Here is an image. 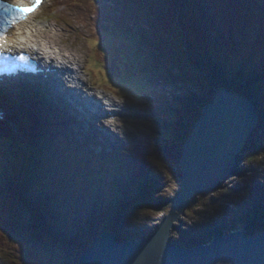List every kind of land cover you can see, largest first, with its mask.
<instances>
[{
  "label": "trees",
  "instance_id": "1",
  "mask_svg": "<svg viewBox=\"0 0 264 264\" xmlns=\"http://www.w3.org/2000/svg\"><path fill=\"white\" fill-rule=\"evenodd\" d=\"M207 2L211 16L220 19V28L227 35L215 32L219 42L203 36L193 0H52L45 15L60 20L62 15L74 13L89 20L93 33L102 37H94L95 45H88L89 50L96 62L106 65L109 75L122 78L126 90L131 86L151 89L149 82L167 83L172 70L178 69L174 76L185 82H200L206 88L224 84L252 98L258 92L264 94V87L260 88L264 83V2ZM149 9L153 14L147 13ZM173 34H179V44ZM119 45L121 50H117ZM215 62L217 71H210ZM253 85L257 91L252 90ZM206 96L205 101H209L211 93ZM162 97L158 105H154L156 99L150 101L152 110L143 133L146 141L138 151L124 159L109 158L105 163L108 169L88 161V168L74 175L73 167L57 156L59 149L48 144L49 123L36 122L19 110L25 131L17 134L0 121V233L25 242L22 252L14 256L15 264H77L79 253L103 228L116 231L118 239L139 236L146 230L149 218L134 212V198L144 185L148 192L156 188L162 192L157 180L160 171L180 173L182 143L202 108L201 102L189 96L174 95L170 101ZM151 176L154 180L150 181ZM84 185L92 187V199L102 197V193L107 197L91 212H87ZM245 189L250 201L234 210L232 220L248 223L249 232H253L261 209L258 196L264 190L255 181ZM230 192L217 188L215 193L199 194L200 202L194 199L195 204L192 202L186 211L201 215L206 207L216 208L226 202ZM151 199H144L151 209L160 202V208L154 206L152 212L170 207L165 197ZM93 214L104 215L105 220L91 217ZM216 226L209 223L208 231L216 232ZM29 245L48 251L38 254ZM53 247L72 248L76 253L56 258L51 253Z\"/></svg>",
  "mask_w": 264,
  "mask_h": 264
},
{
  "label": "water",
  "instance_id": "2",
  "mask_svg": "<svg viewBox=\"0 0 264 264\" xmlns=\"http://www.w3.org/2000/svg\"><path fill=\"white\" fill-rule=\"evenodd\" d=\"M258 123L251 99L225 87L217 89L182 144L180 190L160 225L145 238L128 241H118L115 232L102 230L81 251L77 264H264V231L247 235L243 227L188 247L169 242L187 200L195 193L217 191Z\"/></svg>",
  "mask_w": 264,
  "mask_h": 264
},
{
  "label": "rangeland",
  "instance_id": "3",
  "mask_svg": "<svg viewBox=\"0 0 264 264\" xmlns=\"http://www.w3.org/2000/svg\"><path fill=\"white\" fill-rule=\"evenodd\" d=\"M52 0H46V2L42 5L41 9L36 13L35 17L33 16V19L30 20L29 22L31 23V25L33 24V26L38 27V30L44 32V35L48 33L53 34L54 37L59 41L60 38L63 41L64 38H67V35L69 36L68 38V42L66 45L60 44L61 46L57 45V46H52L51 48L58 50V56H63V58L61 57L60 60L63 61V59H65V57L67 56H71L72 52H77L79 57L84 60L85 62L83 63L82 66L87 67V63H88V52L90 51L91 53V60H96L94 59V54H92L91 50H88L87 46L89 44L90 48H93L95 44H93L94 42L91 40L90 34H93L92 31V27H91V23L89 20L84 21V18L78 17L76 14L74 13H70V14H64L60 17V22L55 21L53 19H51L49 22H43L41 20V18H44V15L41 14L42 9H44L46 7V5L50 4ZM149 14H153V10L149 9V11L147 12ZM71 26V27H69ZM70 32H73V34H68ZM58 34H60L61 36H59ZM179 34H173V39L174 41L176 40L178 42V44L180 43V41L178 40ZM32 41H36L35 39H32ZM27 43H29V40H26ZM38 42V41H37ZM40 42V41H39ZM43 42V41H42ZM50 42V40H49ZM52 43V42H50ZM44 46L46 44L42 43ZM46 47V46H45ZM117 50H121V46L119 45L117 47ZM64 54H62V53ZM82 56H84V58H82ZM195 61H197V58H194ZM92 66V65H91ZM101 71H104V68L101 69ZM178 69H173L172 72L170 73L171 76L167 79V83H163V82H149V86L152 87L151 90L150 89H144V90H139V87L136 86L135 88L130 87L129 89L126 90V92H128V94H134L132 96H124L123 94L120 93H116V91L112 88H110L112 85L111 83L108 82L107 86L105 85L106 82H102L101 78H104L102 75H100L98 72L96 73L95 76V71L93 72L94 77L91 75V77L89 76V74H85V78L89 80V82L96 84L98 87H102L109 96H111L112 99L117 100V101H121V103L124 105L125 110H131L132 107H134V103L132 102V100L136 103H139L142 105V108L144 109V114L146 115V117H149V113L150 110H152L151 108V102H148L149 99L154 100L156 99L154 105H158V102L160 100H163V95L167 96L168 100L170 101L172 96H180V95H184V96H189L191 97L194 102H201L205 95L208 93V88L204 87L200 82H185L182 81V79H179L177 77H175L174 75L177 73ZM104 73V72H103ZM116 78V77H114ZM264 87V83L260 84V88L262 89ZM90 88V87H89ZM252 90H258L256 88V86H252L251 87ZM90 90V89H89ZM264 90V89H263ZM91 91V90H90ZM253 95V92H252ZM259 98V100L257 101L258 105L261 107H264V94H262V92H258L256 95H254L253 98ZM203 105V103L201 104ZM13 111H16V109L13 108ZM143 112V109L142 111ZM137 121V125L136 128H134L136 130V134L131 130L128 137L129 139L134 138V136L138 137L141 133L142 129H145L144 124L147 120H144V117L141 118H134ZM109 124V129L111 130H115L117 133H122L121 130H124L126 128L131 129V125L130 123H127L124 120V117L121 116V120L116 119L114 122L112 123H108ZM263 123H261V125H259L256 130L255 133L253 134V141H250V145L248 144V142L245 143V145L243 146L242 150L240 152L237 153L236 155V160L238 161V166L241 168H245L242 169V174H239L235 177L233 176H229L225 181L224 184L221 186V184L223 182H220V185L218 186L219 189H227L229 187V189H231V187H234L235 192L232 193L234 191L231 192L232 196L231 198H228L226 202L228 203H224L222 202L220 206H217L216 208H206L203 210L201 217L199 218H194L192 216L187 217V214L185 213L180 214L179 218H181L183 220L182 224H180V234H185L187 235L188 239H191L194 242V238H198L199 234H201L200 231H198L195 227H192V221H196L197 223H200L201 221H204L205 219H210L207 215L209 213H212L211 215H213V220L212 223H215L216 220L220 221L222 223V226L224 227V231L226 230H233L234 228H240V224L235 223V222H230V218L228 217L230 215V212H234L231 211L229 209L226 208V206L229 208L231 207V209H238L239 205L241 203H245L247 205V201H250L249 198L245 197V194L247 193L246 189H245V185L250 181L253 180H257V182L261 185L264 181V125H262ZM12 125H15V123H12ZM98 129V131L100 130L98 128L97 125H95ZM22 125L18 124L16 127H14L15 129L21 130ZM101 132V131H99ZM143 132V130H142ZM72 134V133H71ZM74 135H75V141L74 142H84L86 144V146H90L91 143H94V141H92L91 139V134L90 131L87 129H82V130H77L74 131ZM61 138V142H59L60 144L65 143L64 140H62ZM117 143V141H116ZM89 144V145H88ZM74 148H73V155H80V159H85L82 154H80V152H78V145L77 143L74 144ZM90 149V147H89ZM250 155H253L251 160H244V158L247 157H251ZM180 174H170V173H166V171H160L158 174V177L161 178V180H159L160 182H164V187L162 188V192L159 191V189H157V193L155 195H145L142 193H138V195L134 198V203L136 204V208L137 210H134V212L136 214H138L140 217H144L145 218V214L149 213V217L151 218V222L150 220H148V226L146 228V232H149L150 229H153L156 224L161 220L162 216L166 213L163 212L162 209L156 210V212H152L153 207L151 209V207H149L148 205H146V201H144V199H151V198H158V197H168L171 198L173 196H175L176 193L179 192L180 190V179L179 177ZM223 186H227L226 188H224ZM236 187H238L236 189ZM236 190H238V192H236ZM135 194V192H134ZM199 193H195V199H198ZM227 198V197H226ZM152 200V199H151ZM191 201L193 199H190ZM189 201V200H188ZM191 201L190 204L192 203ZM232 201V202H230ZM254 200L252 199V202ZM170 201L167 202V205L169 204ZM199 199L197 200L196 203H199ZM194 203V202H193ZM143 204V205H140ZM171 204V202H170ZM188 204V206L190 205ZM258 206L261 208V210L264 212V197L262 199H260V201H258ZM148 206V207H147ZM154 206H159L157 208H160V202H157L154 204ZM194 209H197L198 207L195 205H192ZM164 207V206H162ZM187 209V208H186ZM185 209V210H186ZM183 215V216H182ZM258 216V220H256L255 223V231L253 232H259L260 231V227L263 228L264 227V218H263V214H261L260 212L257 214ZM147 218V217H146ZM178 221L176 220L174 223H177ZM207 222V221H205ZM191 228V229H189ZM189 229V230H188ZM264 230V229H263ZM229 232V231H226ZM198 234V235H197ZM222 234V233H220ZM174 235L171 233V237H173ZM178 236H176L177 238ZM208 236L202 237L203 239H206ZM136 238H140V236H136ZM212 239V237H211ZM19 242L18 240H16V237H14L12 234H1L0 233V264H15L14 260L11 258L14 257L13 254L17 255V253L20 251V247L21 245L16 243ZM211 241V240H210ZM208 241V242H210ZM207 243V242H206ZM24 247H27V245H25ZM28 248H30L31 250H35L36 253L38 254H42L48 251V249H44V250H38L34 247H32L31 245L28 246ZM52 250L54 252L53 255L56 258H61L62 254L64 255H72L75 254L76 251L72 248H60V247H53ZM11 252V253H10ZM66 257V256H64Z\"/></svg>",
  "mask_w": 264,
  "mask_h": 264
},
{
  "label": "snow or ice",
  "instance_id": "4",
  "mask_svg": "<svg viewBox=\"0 0 264 264\" xmlns=\"http://www.w3.org/2000/svg\"><path fill=\"white\" fill-rule=\"evenodd\" d=\"M42 2L43 0H30L29 4L24 5L8 4L4 0H0V59L7 58L9 28L27 19L32 12L41 6ZM25 58L22 53L18 56L20 60Z\"/></svg>",
  "mask_w": 264,
  "mask_h": 264
},
{
  "label": "bare ground",
  "instance_id": "5",
  "mask_svg": "<svg viewBox=\"0 0 264 264\" xmlns=\"http://www.w3.org/2000/svg\"><path fill=\"white\" fill-rule=\"evenodd\" d=\"M32 18H33V14H31L29 17H28V19L29 20H32ZM26 22L27 21H24V23H21L17 28H16V30H17V32H20L21 34H25V31L24 30H27L26 29ZM28 23H29V21H28ZM33 25V24H32ZM31 25V26H32ZM22 26H23V28H22ZM69 27H71V26H69ZM68 34H73V32H70V33H68ZM37 35H40V36H43V37H45L47 40H48V42H49V40H50V42H52V44L53 45H56L57 46V44H66V42L68 41V38H69V36L67 35V38H64L63 39V41L61 40V38H60V40L58 41L54 36H52L51 34H47V32H46V34L44 35V32H42V31H40V30H38V27H36L33 31H32V34H31V36L34 38V37H36ZM59 36H61L60 34H58ZM90 37H91V39L93 40L94 39V37H97L99 40H101L102 39V37H100L98 34H90ZM13 38H15V35L13 36ZM49 42V43H50ZM62 53V52H61ZM63 54V53H62ZM64 55V54H63ZM61 56V55H60ZM88 56H89V54H88ZM62 58H63V56H61ZM54 61H56L57 59L55 58V57H51ZM83 58H84V56H83ZM70 60L71 61H74L75 63H77V64H80V62H81V60H80V57H79V55H78V53L77 52H72V54H71V57H70ZM83 62H85V59L83 60ZM82 64V63H81ZM210 66H211V63H210ZM212 67V69L213 70H215V67H213V66H211ZM31 83H32V79H31V81H29V84L27 85V86H30L29 88L30 89H32V88H34L35 87V90H37V92H38V94H39V96H40V98H41V94L39 93V87L37 86V83L36 82H34V83H32V85L33 86H31ZM151 90V89H150ZM1 93H3V94H8V92H6V91H0ZM31 94H33V92L31 91ZM108 99H109V97L108 96H106ZM56 104V106L54 107V110H55V112L56 113H59V114H61L62 112H64V110L62 111V107L58 104V103H55ZM258 111H261V109L260 108H258ZM73 122V121H72ZM75 131V128H73V131L72 132H74ZM255 133V131H253L252 133H251V135L252 134H254ZM90 134L91 135H93V132L92 131H90ZM93 136H95V135H93ZM252 137H253V135H252ZM95 138V137H94ZM81 154V153H80ZM59 157H61V156H59ZM242 169H245L244 167L243 168H241V167H239L238 166V164H234V166L232 167V170H233V172L231 173L232 174V176H237L238 174H241V172H242ZM179 174H181V171H180V173ZM180 179V178H179ZM150 181H151V179H150ZM222 182H224V181H222ZM237 192H238V190H236ZM199 194H205L204 192H199ZM198 194V195H199ZM206 195V194H205ZM188 201V200H187ZM171 204H172V202H171ZM171 204H170V208H171ZM188 207V204H187V206H186V208ZM186 211V210H185ZM147 219H148V217H147ZM177 221H178V224H179V220H181L180 218H179V216L177 217V219H176ZM202 223H205V222H202ZM216 228L218 229V226H216ZM128 231L131 233L132 232V229H128ZM141 233H144V232H141ZM145 235H147V233H144ZM140 237H141V235H139ZM136 237V236H135ZM131 240H133V239H131ZM181 242H182V244H185L187 241H186V239H185V237H182L181 238ZM79 257V256H78Z\"/></svg>",
  "mask_w": 264,
  "mask_h": 264
},
{
  "label": "clouds",
  "instance_id": "6",
  "mask_svg": "<svg viewBox=\"0 0 264 264\" xmlns=\"http://www.w3.org/2000/svg\"><path fill=\"white\" fill-rule=\"evenodd\" d=\"M177 194V193H176ZM194 196V195H193ZM190 199H192V197L190 198ZM189 199V201H191ZM188 201V204H190V202ZM192 202H193V200H192ZM183 216V215H182ZM188 217V216H187ZM181 219V218H180ZM182 222H183V220L181 219V220H179V224H178V222L177 223H174V226L171 228V231H170V239H169V242L171 243V244H174V245H177L176 243H174V241H175V239H177V238H175V236H177L178 234H180V224H182ZM238 224H240V226H242V224L243 223H240V222H238V221H236ZM235 222V223H236ZM213 225L214 224H220V225H222V223L220 222V221H218V223H217V221L215 222V223H212ZM158 227V226H157ZM156 227V228H157ZM176 227H178L177 228V230H175L176 229ZM155 228V229H156ZM189 229H191V228H189ZM188 229V230H189ZM175 230V231H174ZM248 230V229H247ZM150 233V231L148 232V234ZM171 233L174 235L173 237H171ZM216 233H219L218 231H216L215 232V234ZM229 233V232H228ZM147 234V235H148ZM220 234V233H219ZM225 234V233H224ZM183 235H185V234H183ZM198 235V234H197ZM200 235V234H199ZM133 236V235H132ZM185 239H187V235H186V237H185ZM211 240V239H210ZM209 240V241H210ZM201 242H204V243H208V241H195L194 240V242L192 241V240H188L184 245H183V247H188V246H191V245H195V244H197V243H201ZM81 253V252H80Z\"/></svg>",
  "mask_w": 264,
  "mask_h": 264
}]
</instances>
